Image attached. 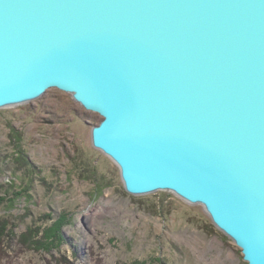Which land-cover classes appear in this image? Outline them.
Masks as SVG:
<instances>
[{
	"label": "water",
	"instance_id": "95a60500",
	"mask_svg": "<svg viewBox=\"0 0 264 264\" xmlns=\"http://www.w3.org/2000/svg\"><path fill=\"white\" fill-rule=\"evenodd\" d=\"M56 88L133 195L203 206L264 264V0H0V108Z\"/></svg>",
	"mask_w": 264,
	"mask_h": 264
},
{
	"label": "rangeland",
	"instance_id": "374dc122",
	"mask_svg": "<svg viewBox=\"0 0 264 264\" xmlns=\"http://www.w3.org/2000/svg\"><path fill=\"white\" fill-rule=\"evenodd\" d=\"M101 119L56 88L0 108V264H248L203 206L128 193L92 145ZM14 133L30 166L16 160Z\"/></svg>",
	"mask_w": 264,
	"mask_h": 264
},
{
	"label": "trees",
	"instance_id": "16d2710c",
	"mask_svg": "<svg viewBox=\"0 0 264 264\" xmlns=\"http://www.w3.org/2000/svg\"><path fill=\"white\" fill-rule=\"evenodd\" d=\"M12 138H13V141H14V143H13L14 144V151L13 152L16 155L17 162L19 164H22V165L30 166V161H29L27 155L25 154V152L23 151V149L21 148V143H20L21 142V138L18 137L17 135H15V133L12 134ZM23 189L25 191H28L27 188H23ZM19 198H26L27 199L26 196L22 197V194L21 193H20V197H17L15 195L12 199H10V201H8V205H7L8 208L9 209H12V208L14 209V206L16 205V201H18ZM1 200L2 199L0 198V204H1ZM1 228H4V227L2 226ZM0 235H3V233L0 232ZM3 245H5V244H4V240L2 239L1 244H0V250L1 251H3L2 249H4L3 248ZM7 257H8V255L5 253V249H4V254H3V256H0V260H2L4 258H7Z\"/></svg>",
	"mask_w": 264,
	"mask_h": 264
}]
</instances>
